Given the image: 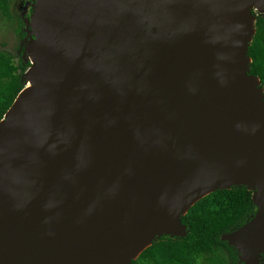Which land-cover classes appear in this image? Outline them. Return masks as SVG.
<instances>
[{
	"label": "water",
	"instance_id": "water-1",
	"mask_svg": "<svg viewBox=\"0 0 264 264\" xmlns=\"http://www.w3.org/2000/svg\"><path fill=\"white\" fill-rule=\"evenodd\" d=\"M30 67L0 122V264H133L232 187L257 210L221 237L264 255V0H30Z\"/></svg>",
	"mask_w": 264,
	"mask_h": 264
},
{
	"label": "trees",
	"instance_id": "trees-1",
	"mask_svg": "<svg viewBox=\"0 0 264 264\" xmlns=\"http://www.w3.org/2000/svg\"><path fill=\"white\" fill-rule=\"evenodd\" d=\"M22 0H0V22L13 26L18 39L26 37L20 13H14ZM24 1V0H23ZM16 10V9H15ZM256 34L249 47L252 58L250 74L264 85V15L256 17ZM0 48V122L24 89L23 75L30 67L17 50ZM252 191L246 187L218 190L194 205L182 222L187 226L186 237L163 236L145 250L133 264H237L238 253L221 239L247 223L257 208Z\"/></svg>",
	"mask_w": 264,
	"mask_h": 264
},
{
	"label": "rangeland",
	"instance_id": "rangeland-1",
	"mask_svg": "<svg viewBox=\"0 0 264 264\" xmlns=\"http://www.w3.org/2000/svg\"><path fill=\"white\" fill-rule=\"evenodd\" d=\"M20 3H16V10L13 9V12L15 13L16 11L19 13V7ZM20 39H18V36L16 35L13 26L10 27L7 23L5 22H0V48H3L2 43H7V48L11 50H17L19 46Z\"/></svg>",
	"mask_w": 264,
	"mask_h": 264
},
{
	"label": "flooded vegetation",
	"instance_id": "flooded-vegetation-1",
	"mask_svg": "<svg viewBox=\"0 0 264 264\" xmlns=\"http://www.w3.org/2000/svg\"><path fill=\"white\" fill-rule=\"evenodd\" d=\"M30 0H22L21 3H20V7H19V13H20V17L24 19H26V17H29L31 14H32V7L29 6L28 10L26 11L25 9V6L27 4V2H29ZM256 14V17L258 15H260L259 13H255ZM25 29V28H24ZM26 38V37H25ZM25 38L23 39H20V42H19V49L17 50V53L18 54H21L23 56V53H24V50H25V47H26V42L24 41ZM263 89H264V85H262ZM237 264H240L239 262V259H238V263ZM261 264H264V255L261 259Z\"/></svg>",
	"mask_w": 264,
	"mask_h": 264
}]
</instances>
